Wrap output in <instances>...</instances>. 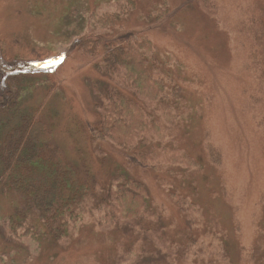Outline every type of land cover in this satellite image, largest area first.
<instances>
[{"label": "rangeland", "instance_id": "obj_1", "mask_svg": "<svg viewBox=\"0 0 264 264\" xmlns=\"http://www.w3.org/2000/svg\"><path fill=\"white\" fill-rule=\"evenodd\" d=\"M127 1L0 0V85L18 97L16 121H42L52 150L94 195L76 197L75 222L63 212V238L34 240L25 228L12 235L9 222L15 211L30 223H39L38 214L25 212L18 194L0 191V264H264V0H131L129 14L100 27L98 19L120 13ZM87 33L151 41L152 58L179 99L165 144L191 156L192 169H140L108 141L90 137L95 105L113 83L96 68L103 48L94 57L73 48ZM5 91L0 87V96ZM121 176L142 182L160 210L162 219L143 224L160 227L165 256L150 243L141 247L127 226L96 224L101 189Z\"/></svg>", "mask_w": 264, "mask_h": 264}, {"label": "trees", "instance_id": "obj_2", "mask_svg": "<svg viewBox=\"0 0 264 264\" xmlns=\"http://www.w3.org/2000/svg\"><path fill=\"white\" fill-rule=\"evenodd\" d=\"M127 4V8L118 7L120 13L102 16L97 23L104 29L114 27L119 18L133 9L131 0ZM73 48L91 57L103 48V63L96 68L113 83L112 89L104 91L103 102L95 105L97 123L88 129L93 140L108 141L127 154L134 166L150 172L168 168L190 170L195 166L191 156L165 144L167 122L175 119L173 111L178 108L179 99L173 101L174 95L171 97L168 88L172 79L160 74L152 58L154 47L144 34L121 33L106 40L103 34L87 33L74 42ZM0 87L6 89V94L0 96V191L18 194L27 200L23 209L28 212L33 208V215L38 214L40 223L36 219L30 223L21 212L15 211L9 231L15 235L18 228H25V233H32L29 238L34 240L40 235L61 239L69 225L63 212L68 213L71 221H76L77 215L72 213L80 203L75 199L79 195L82 199L84 193L94 196L90 186L84 187L90 183L86 180L78 185L77 170L64 160L59 149L52 150L50 133L42 121L27 115L19 116L16 121L18 97L7 92L6 84ZM159 114L165 120L162 123L157 117ZM215 155L212 149L207 151L213 163L218 161ZM157 182L165 186L163 180L157 179ZM115 183L114 187L101 189L103 193L95 207L101 217L96 224L127 226L139 234L141 247L150 243L156 255H164V250L169 253L167 238L160 227L150 228L147 224L144 227L145 220L162 219L160 210L148 203L145 185L129 176H121ZM175 200L182 203L177 197Z\"/></svg>", "mask_w": 264, "mask_h": 264}]
</instances>
